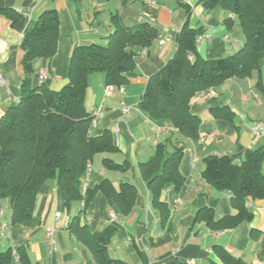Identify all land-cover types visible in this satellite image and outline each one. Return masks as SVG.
Returning <instances> with one entry per match:
<instances>
[{"label": "crops", "instance_id": "1", "mask_svg": "<svg viewBox=\"0 0 264 264\" xmlns=\"http://www.w3.org/2000/svg\"><path fill=\"white\" fill-rule=\"evenodd\" d=\"M1 7L20 15L13 22L8 13H0V70L5 79V85L0 86V118L21 96L25 77L21 43L26 30L45 10L55 9L59 14L57 52L49 62L37 60L35 69L36 73L47 71L44 83L54 90L66 85L76 47L107 43L113 30L111 16L119 15L126 26L148 22L159 31V38L152 46L139 51L135 67L126 74L127 81L122 87L112 86L107 93L104 74L94 73L86 91L85 107L94 115L92 134L98 136L110 130L119 151L108 156L115 163L128 162L131 169L127 172L109 169L103 165L105 155L97 154L82 178V187L93 191L105 179L115 186L129 181L137 187L136 204L130 215L123 216L110 198L96 191L81 216V224H87L91 232L111 225L117 228L110 246L113 258L127 264H171L175 259L185 263L192 260L194 264L221 263L214 246H222L236 257L264 264V200L250 201L253 220L235 229L214 231L204 223L195 222L196 213L205 207L213 209L218 217L236 213L231 194L214 188L206 180L204 159L229 155L238 161L247 149L264 147V133L259 136L253 133L254 123L264 120V89L257 85V73L249 78H231L192 99L191 112L201 118L200 136L181 137L184 156L179 169L185 182L178 192L174 186L164 190L162 199L169 209L165 221L152 206L147 182L139 171V164L146 162L156 145L172 134L169 121L152 118L138 105L149 78L175 54V34L188 21L192 28L203 30L204 39L197 45L201 57L213 60L232 56L242 49L245 41L237 16L221 7L207 9L201 0H156L155 5L144 0H110L99 7L92 0L80 3L0 0ZM227 17L233 20L230 29L224 23ZM161 40L165 43L161 44ZM261 81L264 87V61ZM218 107H227L232 121L211 113V109ZM171 153L169 147L166 156ZM80 210V203L66 209L53 180L41 187L33 218L24 224H11V201L7 199L2 203L0 248H11L14 253L20 247L26 248L31 264H95L91 252L68 228ZM111 212L117 214L115 223L111 222ZM12 264L22 263L15 260Z\"/></svg>", "mask_w": 264, "mask_h": 264}, {"label": "trees", "instance_id": "2", "mask_svg": "<svg viewBox=\"0 0 264 264\" xmlns=\"http://www.w3.org/2000/svg\"><path fill=\"white\" fill-rule=\"evenodd\" d=\"M80 3L83 0H74ZM106 3L110 0H92ZM207 9L221 7L238 17L244 34L242 49L232 56L208 60L200 56L197 39L202 29L192 28L188 21L174 36L176 51L164 67L153 74L139 103V109L156 120H167L171 136L156 145L154 154L139 164L142 178L147 182L152 206L165 221L169 216L162 194L167 186L181 190L185 178L180 172L184 156L181 137L196 139L200 136L201 118L191 112L192 99L223 84L231 78H249L258 75L257 85H262L264 61V0H201ZM15 22L19 13L1 7ZM230 29L231 17L224 20ZM112 32L107 43H93L75 48L72 53L68 81L60 90L40 83L35 62H49L57 52L60 34L59 14L55 9L45 10L26 30L21 47L24 51L25 77L21 96L0 118V219L2 203L11 201V224H24L33 218L41 187L55 181L65 207L70 210L80 203L81 210L69 223L71 233L91 252L95 264H127L113 258L110 246L117 228L111 225L102 231L91 232L81 224V216L96 191L102 192L117 206L123 216L133 211L137 187L129 181L119 186L105 179L95 190H83L82 178L91 169L93 158L103 154V165L109 169L127 172L128 162L115 163L108 155L119 151L113 134L105 130L92 134L94 115L85 107L89 78L103 73L107 85L122 87L126 74L135 67L140 50H147L159 38L157 27L148 22L135 26L124 25L119 15L111 16ZM217 118L232 121L227 107L211 109ZM171 147L172 153L166 156ZM204 176L216 189L231 194V204L236 213L218 217L211 208H202L195 222L204 223L214 231L235 229L253 220L248 203L264 200V147L247 149L240 160L229 155H212L204 159ZM83 202V205H82ZM1 225V220H0ZM221 263L256 264L236 257L222 246H214ZM19 260L31 264L28 251L20 247L16 253L11 248H0V264ZM171 264H187L175 259Z\"/></svg>", "mask_w": 264, "mask_h": 264}, {"label": "built area", "instance_id": "3", "mask_svg": "<svg viewBox=\"0 0 264 264\" xmlns=\"http://www.w3.org/2000/svg\"><path fill=\"white\" fill-rule=\"evenodd\" d=\"M145 2H147L148 4H151V5H155L156 4V0H144ZM101 4L100 3H97V6L99 7ZM204 39V36L201 35L199 36V38L197 39V43H200L202 42V40ZM165 41L164 40H161V44H164ZM146 52V51H145ZM144 52V53H145ZM46 76H47V71L42 69L40 70L39 72V78H40V83L44 82L45 79H46ZM5 85V79L1 73V70H0V86H4ZM112 90V87H107V91L110 93V91ZM205 93V92H203ZM126 111H128V109H125ZM101 115V112L100 113H97V116H100ZM253 133L255 136H259L261 135L262 133H264V121H260V122H257L254 127H253ZM83 190L85 191L86 188L85 186L83 187ZM82 205H83V202H82ZM58 222L59 221V216H58ZM110 219H111V222L115 223L117 222V214L115 212H111L110 213ZM68 222V221H67ZM48 235L49 237L52 235V229H50L48 231ZM51 248H52V244H51ZM187 264H194V262L192 260L188 261Z\"/></svg>", "mask_w": 264, "mask_h": 264}, {"label": "rangeland", "instance_id": "4", "mask_svg": "<svg viewBox=\"0 0 264 264\" xmlns=\"http://www.w3.org/2000/svg\"><path fill=\"white\" fill-rule=\"evenodd\" d=\"M109 86L112 87V85H108V87H109ZM106 92L109 93V92L107 91V89H106ZM206 92H207V91H206ZM125 111H126V110H125ZM263 121H264V120H263ZM257 122H260V121H257ZM257 122H255L254 125H255ZM248 206H249V205H248Z\"/></svg>", "mask_w": 264, "mask_h": 264}]
</instances>
